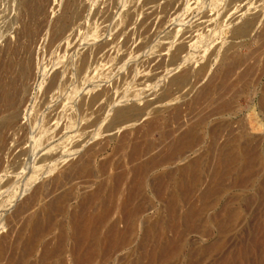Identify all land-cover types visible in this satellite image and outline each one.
<instances>
[{
  "label": "rangeland",
  "instance_id": "obj_1",
  "mask_svg": "<svg viewBox=\"0 0 264 264\" xmlns=\"http://www.w3.org/2000/svg\"><path fill=\"white\" fill-rule=\"evenodd\" d=\"M105 1L0 0V87L7 86L12 97L9 109L5 108L0 101V131L5 135V143L0 144V169L7 168L8 163L15 154L19 155L20 160H22V163L15 171L16 176L11 177V174L6 173V171L0 173V175L7 174L3 178L0 177V238L7 233L6 231L12 230V235L10 234L11 236H8L9 239H6L11 242L12 236L13 238L16 236V231L25 225L28 217L33 212L38 211L55 193L59 194V192L61 193L71 187L75 190V198L69 202L68 211L56 218L55 228L48 236H45L41 240L34 253L23 264H35V260L40 254L42 243L56 235L61 224L63 225H61L62 230L66 234H69L70 230L64 222L67 220L72 207L78 202L82 194L90 192L104 180V177H98L91 184H85V180L88 177L79 176L78 178H73L74 180L66 179L67 182L62 180L63 183L61 184L63 187L61 185L57 188L54 187V177L66 172L72 161L76 157L78 158L85 149L90 148V145H94L95 142L97 143L100 140H104L105 142L104 145H100L102 147L96 146V149H103L93 157L92 163L95 168L103 160L109 159L112 172L113 165L118 161H123L125 162L124 169L127 171L128 176L125 186L130 179L131 171L127 162V153L132 143L136 142V138L134 132L131 131L128 140L122 145V134L120 131L123 130L124 125L116 128V133H113L116 136L112 139L106 138L104 135H98L99 129L95 127L94 132H92L94 136L88 142H85L80 147L81 149L73 155V148H70V145L78 135L79 129L81 130L83 127L84 122L83 117L78 111L80 97L83 95L89 97L96 89L110 83L116 76L123 74L126 69L132 68L136 73L134 78L128 79L119 87L113 88V96L119 99L120 95H125L128 97L127 103L132 102L131 100L142 102L150 89L160 92V89H158L159 84H156L152 88L149 87L151 84L159 81L161 79L159 77L163 75L160 72L162 68L159 65H163L160 57L164 56L166 58L165 55L172 51L178 42L184 41L178 66L182 68L187 63H192L191 65L194 67L192 72L189 73L187 80L191 84H195L197 79L199 82H197L196 87L191 92L188 85L178 88L179 92H177V86H173L172 89L177 92L176 100L171 103L168 100L163 101L160 105L156 106L157 111H153L141 119V123H143L147 119L159 116L158 123H160V126L156 131L153 130L150 133L151 135L148 134L144 138L141 136L142 142L149 141V139L159 142L160 134L167 128V124L168 128L175 125L171 117L178 105L180 106L178 108L182 112L178 123L184 121L185 124L187 121L191 122L195 119L196 112L198 113L202 108L196 106L195 110H189L196 89L206 81L209 74L214 71L216 73L219 72L218 69L220 68L218 66L220 62L218 58L224 55V52L228 58L231 54H234L233 49H229L231 52H229L230 54L228 53L229 50L225 48L227 42L223 43L222 41L230 40L231 27L239 25L244 16L246 17L245 13L247 14L250 9L256 6V4L250 5L249 8L243 10L240 18L234 22L222 24L219 18H221V13L224 12V0H194V7L189 15L190 17H188L190 20L187 21L186 25H177L179 23L178 18L185 11L184 6L189 2V0H183L184 2L182 1L181 3L183 5L178 3L175 5L172 12L174 15L172 14L171 18L163 26V29L159 31L161 34L158 32L159 34L156 33L152 36V40H150V43L146 47L147 50L140 49L136 51V44L130 41L129 47L132 48V51L127 54L128 45L125 44L123 46L126 41L125 36L130 33L129 30H132V27L146 18L144 8H142L144 0H113L110 20L96 22L94 18L98 9H100V5ZM26 2L37 6V11L34 13L29 6L26 7ZM81 3L85 5V10L80 17L66 28L62 29L59 27L61 23L66 21L67 13L69 14ZM131 4L136 7V13L129 20L128 9ZM257 4L264 5V0H258ZM182 9L183 12L181 11ZM217 12H219V15L214 16ZM205 14L214 16L213 20L206 23L198 33L186 32L187 25L192 24ZM227 25L231 27H227L228 29H226ZM152 30H154V26L151 28V32ZM242 39H240L242 42L239 39L238 41H235L237 39L234 40L237 44L239 42V46L237 45L235 49V55L239 56V58H246V61L248 59V64L252 65L250 63H253L254 65L251 66L252 69L254 67L250 71L253 72L251 80H246L249 83V87L247 90H242L240 89L242 82H240L241 84L239 82L236 83L234 88L239 86L235 89L233 88V90L238 89V93L233 98V103L221 112L222 116H212L209 125L213 126L218 123H225V128L222 131L223 134H226L230 129L243 131L246 136L242 138L241 142H244L245 138H248L251 141V145L262 152L264 150V116L258 106H260V95L264 94V16L256 22ZM103 42H107L108 44L100 46L101 48L96 57L93 53H89L82 65L81 54ZM217 42L219 43L217 44ZM162 43L168 44L169 49L166 48L158 52V45H164ZM213 43L219 47V52L215 55L211 53L214 46ZM117 44H119V47L116 48ZM224 48L227 52L224 51ZM253 48L259 52L256 59L251 56V51H254ZM143 51L144 53L141 55ZM133 55L136 57L134 58ZM207 58L210 61V67L205 77H199L195 73V69L197 68L195 65H198L196 63L204 62ZM228 60L230 58L227 59V62ZM142 61H144L145 67H141ZM22 66L28 69L26 75L19 74ZM53 71H58L55 85L46 101L39 104L37 101L42 92V87L47 76ZM140 74L141 77L143 75H153V78L145 84H140L137 82V79H140ZM147 83L149 84L147 85ZM13 111L19 113L18 120L14 123L15 128H2L4 118ZM191 112L195 116L194 118L191 116ZM251 114L254 115L255 122L251 121ZM160 116H162L163 120ZM256 122L260 124L259 128H254ZM18 128L19 136L24 135L20 140H16L15 135ZM205 129L207 130V128ZM139 138L137 140L141 141ZM207 138L206 136L204 139L210 142V139ZM208 142L201 145L199 142L195 143L192 146L193 150L185 154L186 158L150 172L148 184L141 196L144 206L143 211L136 218L135 224L127 230L126 242L118 246V248H114L116 250L112 249V252L110 251L107 254L108 256L105 255L106 257L102 256L103 253L99 249L96 253L97 255L89 264H145L147 262L148 259L144 251L148 252L153 248L152 245H155V239H153V236H150L147 240L149 243L146 242L147 247L143 245V249L142 245H140L143 229L158 218L163 219L164 225L168 219L166 208L167 194L170 191L178 194L177 185L172 180L169 182L168 187L164 188L163 195L159 197L153 193L149 180L152 181L154 176L168 170H176L177 172V169L188 160L197 158L202 154H205L203 156L204 162H202V164H205L208 157L206 155ZM41 149L44 151L50 149L53 154L57 153L55 160L47 163L40 162ZM25 150L28 152L23 153ZM21 153L23 154L21 155ZM252 173L245 184L235 185L236 188L231 183L232 176H228L229 178H226L228 180L225 181V184L228 185L220 190L219 195L217 194V196L210 198V201L213 200L212 204L201 213L195 227L189 226L191 229H187L188 227L184 224V203L181 201L179 224L177 225L176 232L178 235L182 232L179 238L186 234L179 239V241L183 239L182 242L178 243L179 250L173 256L163 259L161 262L159 261L158 264H216L221 258L233 259L236 257L239 258L240 264H264V161L256 163ZM110 185L111 182L106 180L104 193L110 188ZM36 186L41 187L42 196L31 208L15 214V211L21 206L25 197ZM50 190L52 191L51 193L49 192ZM46 191L47 194L45 195ZM120 195H118V199L116 197V210L112 214L110 222L119 218ZM228 211H235V215L225 228L226 232L223 230L224 232L220 233L214 221L217 217H222ZM197 224L199 225V229ZM181 226L187 230H181ZM124 228L125 224L120 223L119 229L124 230ZM103 230H99V235L102 236ZM167 234L165 232V235ZM218 238H222L223 241L221 249L208 252L203 250L206 245ZM69 247L68 243L67 251ZM67 251L60 258L56 259L55 264H60L61 261L65 264H73L72 256ZM7 262L6 258L1 260V264ZM10 264H12L11 261Z\"/></svg>",
  "mask_w": 264,
  "mask_h": 264
},
{
  "label": "bare ground",
  "instance_id": "obj_2",
  "mask_svg": "<svg viewBox=\"0 0 264 264\" xmlns=\"http://www.w3.org/2000/svg\"><path fill=\"white\" fill-rule=\"evenodd\" d=\"M182 1L183 0H144L142 8H144L143 10L146 14V18L142 22L132 27V30H129L130 33L125 36L126 41L124 44H122L123 46L125 44L128 45L126 53L129 54L132 51V48L129 47L130 41L136 44V51L140 49H146L150 43V40H152V36H154L156 33L159 34V31L163 29V26L171 18L175 5L177 3L183 5L181 4ZM257 2L258 0H227L226 2L224 0V12L221 13V18H219L222 24H227L226 22H234L240 18L241 12L243 10L249 8L250 5L252 6L256 4V6L255 8L250 9L247 14L245 13L246 17L244 16V19H242V22L239 25L237 24L234 27H231L230 25L226 26V29H228L227 27H231V38L228 41L223 40L222 42H227L225 48L227 50L233 49L234 54H231V57L229 56L230 60L227 62V59L229 58L228 56L226 57L224 52L226 50L224 48V51H222L224 52V55L218 58V61L220 62V67L218 66V68H220L218 69L219 72L216 73L214 71L209 74L206 81L196 89L194 97L192 96L193 99L190 103L189 110H195L197 108L196 106L202 108L200 110L198 108L199 112H196L197 115L193 112L196 117L193 116L191 112V116H193V118L195 117V119L191 122L187 121L185 124L184 121L182 122L183 124L180 122L178 123V120H180V115L182 114L181 110L179 109L180 106L178 105L171 117L172 120H174L173 122L175 125L172 127L169 126L168 128L167 124L168 129L165 127L166 129L161 132L159 142H154L150 139L149 141L147 140L142 142V137L144 138V136L150 134L153 132V130L156 131V129L160 126V123H158L159 116L157 118L147 119L143 123H141V119L145 118V116L151 112L157 111L158 109H156V106L160 105L163 101L168 100V102L171 103L176 100V93L179 92L178 88L188 85L189 91L191 92L196 87L197 82H199L197 79L195 84H191L187 80L189 73L192 72L194 67L191 65L192 63H187L182 68L178 66L180 61V52L182 51L185 43L184 41L178 42L174 49L165 55L166 58L164 56L160 57L163 65L159 66L162 68L160 72L163 73V75L159 77L161 78L159 81H156L154 84L149 86L152 88L156 84H159L160 86L158 89H160V92H155L154 89H150L146 96H144L142 102L131 100L132 102L127 103V96L120 95L119 99H116V97L113 96V88L119 87L128 79L134 78L136 73L132 68L126 69L123 74L116 76L110 83L102 85L100 88L96 89L89 97H85L84 95L80 97L78 101V111L83 117L84 122L83 127L81 130L79 129L78 135L70 145V148H73V155L81 149L80 147L85 142H88V140L94 136V133L92 132H94L95 127L99 129L98 135H104L106 138L109 137L112 139L116 136V134H113L116 131V128L120 125H124L123 130L120 131L122 134V137L120 136L122 138V145H124L125 141L128 140L131 131L134 132L136 138V142L132 143L129 152L127 153V162L130 166L131 176L125 186V181L127 180L128 176L127 171L124 169L125 162L123 161L116 162L113 165L112 172L110 169L111 165L109 159L100 162L97 168L93 166V157L103 149L99 148L102 147L100 145H104L105 143L104 140L98 139L100 141L97 143L95 142L94 145H90V148L85 149V152L83 151V153L78 158L76 157V159L72 161L66 172L60 176L54 177L53 182L55 188H57L59 185L62 186V180L66 181V179L70 180L73 178H78L79 176L88 177L87 180L84 179L85 184H91L92 181L98 177H104V180L99 186L90 192L82 194L78 202L69 212L67 220L64 222L70 230L69 234H66L64 230H62L61 224L57 234L42 243L40 254L35 260V264H55L56 259L60 258L67 251L68 243L70 247L67 252H69L72 256L73 264H89L97 255L96 253L99 249L103 253L102 256H108L107 254H109L112 249L116 250L114 248H118V246H121L126 242L127 230L135 224L136 218L143 211L144 206L141 196L148 184V176L150 175V172L186 158L185 154L193 150L192 146L195 143L199 142L201 145L208 142V140L204 139L206 136L210 139V142H208L206 148V155L208 157L205 164H202V162H204L203 156H205V154H202L197 158L188 160L184 165L177 169V172L176 170H168L167 172L154 176L152 181L149 180V184L153 193L159 197L163 195L164 188L168 187L169 182L172 180L177 185L178 194L172 193L171 191L167 194L166 208L168 219L166 223L163 225V219L158 218L143 229V237L140 240V245H142V248L143 245L145 247L146 244L149 243L147 240L150 236H153V239H155V245H152L153 248L148 252L144 251V254L148 259L145 264H158L159 261L161 262L163 259L173 256L179 250L178 243L183 241V239L180 241L179 239L186 234L185 233L179 238L182 232L179 233V235L176 232L178 228L177 225L179 224L178 219L181 210V201L184 203V224L186 227H188L187 229H189V226L195 227L197 220L201 216V213L205 211V208L212 204L213 200L210 201V198L217 196L220 190L228 185L225 184V181L228 180H226V178H229L228 176H232L231 183L234 186L245 184V182L248 181L247 179L251 176L256 163H262L264 161V150L261 152L259 149L257 150L254 148L248 138H245V141L241 142L242 138L246 136L241 130L237 131L230 129L226 134H223L222 131L223 128H225V123H218L213 126H210L209 124L211 122L210 119L212 116H222L221 112H223L225 108L230 107V105L233 103V98H235V95L238 93V89L233 90L236 83L242 82L240 87L242 90H247L249 87V83H247V81L251 80V75L253 72L250 71L254 69V67L253 69L251 67L253 63H250L252 65H249V62H247L248 59L246 61V58H239V56L237 57L235 55V49L239 44V42L237 44L235 41L244 38L256 24V22H258V20L264 16V5H258ZM25 5L26 7L29 6V8H31L34 13L38 9L37 6L30 2H26ZM184 7L185 11L183 12V9L181 10L183 15H181L179 18L177 17L179 21L177 25H186L187 21L190 20L188 17H190L189 15L194 7V0H189V2H187ZM112 8L113 0H106L104 3H102L94 18L96 19L95 21L104 22L110 20ZM84 10L85 5L82 3L79 4L70 12L71 14L67 13L68 16L66 21L61 23L59 27L63 29L74 23L84 12ZM135 13L136 7L131 4L128 9L129 20H131V17ZM216 15H219V12H217L214 16ZM214 16L207 14L202 15L195 22L187 25L186 32L193 34L200 32L206 23L213 20ZM153 26L154 30L151 32V28ZM240 42L242 41L240 40ZM218 43L219 42H217V44ZM107 44V42H103L95 48H90L84 51L81 54L82 65L84 64L85 58L89 53H93L96 57L99 53V49L101 48L100 46H106ZM119 44L116 45V48L119 47ZM214 44L215 43H213V45ZM217 44L212 47L213 49L211 53L214 55L218 54L219 52V47ZM168 47V44H164L162 46L158 45V52ZM254 49L255 48H253V50ZM230 50L228 53L231 52ZM144 51L141 52V55L144 53ZM258 54L259 52L256 50L251 51V56L255 59ZM135 57L136 56H134V58ZM207 60L205 59L206 62L204 61L201 63H196L198 65H195L197 66L195 73L199 77H205L207 74V71L210 67V61ZM141 67H145L144 61H142ZM27 71L28 69L25 66H22V68L19 70V74L26 75ZM57 73L58 71H53L47 76L42 87V92L38 97L37 102L39 104L46 101L47 97L49 96L55 85ZM152 78L153 75H143L141 77L140 74V79H137V82L140 84H145ZM148 84L149 83H147V85ZM173 86H177V92L172 89ZM8 90L9 88L7 86L0 87V101L7 109L11 107L12 103V97ZM259 100L260 106H258V108L261 109V113L264 116V94L260 95ZM18 116L19 113L17 111H13L7 115L2 122V128L14 129V123L18 120ZM160 117L162 119V116ZM251 121L255 122V117L253 114H251ZM259 127L260 124L256 122L254 128ZM205 128H207V130ZM15 135L16 140H20V138L24 136L23 134L19 136V128L16 130ZM138 138L141 139V141L137 140ZM4 141L5 135H3V133L0 131V144H2ZM97 145H99V149H96ZM42 149L40 150L42 151L39 159L40 162L47 163L55 160V155L57 153L53 154L50 149L46 151ZM27 152V150L23 151V153ZM23 153H21V155ZM21 163L22 160H20L19 155L15 154L12 160L8 163V167L1 168L0 173L6 171V173L11 174V177H14V175L16 176L15 171ZM3 176H7V174L4 173L3 175H0L1 178H3ZM106 180H109L111 185L106 193H104ZM54 187L53 189H55ZM51 190L49 191L50 193L52 192ZM46 194L47 191L45 195ZM55 194L52 198L49 197L50 199L47 200L38 211L33 212L28 217L25 225L16 231V236H14V238L12 236L11 242L7 241L6 239L12 233V230L6 231L7 233L0 238V264L1 260L4 258L8 260L9 264L10 261L12 264H23L24 261L34 253L41 240L45 236H48V234H50L55 228L56 218L60 215H64L68 211L69 202L75 198V190L73 187H71L61 193L59 192V194ZM118 195H120L118 210L119 218L110 222V218L116 210L115 200L116 197L118 199ZM41 196V187H34L32 191L25 197L21 206L15 211V214H19L20 212H23V210L25 211L31 208ZM234 215L235 211H228L222 217L218 218L217 216L220 215L216 216L217 218L214 222L219 228L217 229L220 233H223L224 231L226 232L225 228ZM120 223L125 224L124 230L119 229ZM182 226L181 230L184 231L185 227L183 229ZM197 227L199 229L198 224ZM100 229H104L102 236L99 235ZM165 232L167 235H165ZM161 234L162 236L160 237ZM222 246V238H218L206 245L203 250L207 252L215 251L221 249ZM60 264L65 263L61 261ZM216 264H240V260L237 257L233 259L221 258V260Z\"/></svg>",
  "mask_w": 264,
  "mask_h": 264
}]
</instances>
